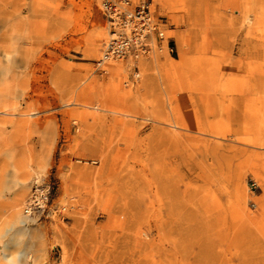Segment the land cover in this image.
<instances>
[{
    "label": "rangeland",
    "instance_id": "374dc122",
    "mask_svg": "<svg viewBox=\"0 0 264 264\" xmlns=\"http://www.w3.org/2000/svg\"><path fill=\"white\" fill-rule=\"evenodd\" d=\"M152 1L103 71L102 0H0V264H264V0Z\"/></svg>",
    "mask_w": 264,
    "mask_h": 264
},
{
    "label": "built area",
    "instance_id": "2783aa9c",
    "mask_svg": "<svg viewBox=\"0 0 264 264\" xmlns=\"http://www.w3.org/2000/svg\"><path fill=\"white\" fill-rule=\"evenodd\" d=\"M102 12L107 22L108 34L97 67L112 59L133 58L138 62L158 51L177 53L176 42L167 34V21L156 14L152 0H102ZM138 71V65L135 64ZM139 73L137 72V75ZM50 199V184H38L27 200V216L43 213Z\"/></svg>",
    "mask_w": 264,
    "mask_h": 264
},
{
    "label": "bare ground",
    "instance_id": "6f19581e",
    "mask_svg": "<svg viewBox=\"0 0 264 264\" xmlns=\"http://www.w3.org/2000/svg\"><path fill=\"white\" fill-rule=\"evenodd\" d=\"M107 34H108V32H107ZM107 38V37H106ZM105 42V41H104ZM163 51V50H162ZM156 54V53H155ZM115 60H117V59H112V60H110L109 62H107L106 63V65L104 66V69L106 70H108L112 65H113V63H114V61ZM106 67V68H105Z\"/></svg>",
    "mask_w": 264,
    "mask_h": 264
}]
</instances>
